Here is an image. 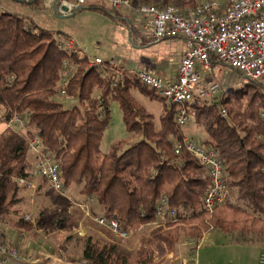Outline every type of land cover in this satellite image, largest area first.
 <instances>
[{
  "label": "trees",
  "instance_id": "obj_1",
  "mask_svg": "<svg viewBox=\"0 0 264 264\" xmlns=\"http://www.w3.org/2000/svg\"><path fill=\"white\" fill-rule=\"evenodd\" d=\"M132 2L161 7L180 2L174 4L180 11L199 5L197 0ZM89 9L112 15L105 6L91 4ZM121 10L128 9L115 12ZM131 29L139 33L135 24ZM63 42L57 32L29 24L19 13L0 11V120L7 123L19 114L27 134H37L58 162L64 186H80L81 195L93 197L97 207L123 228L155 221L163 196L176 210L175 217L155 229L148 245L136 252L89 235L81 238L82 258L94 264H155L156 252L165 256L175 251L182 238L199 240L213 229L257 233L264 238L262 84L245 78L242 86L225 88L215 102L197 98L190 103L192 121L201 124L206 134L201 143L219 152L229 190L226 202L208 211L204 208L211 185L208 167L187 150L175 152V145L185 137L183 127L175 121L177 107L113 67L90 66L88 57L80 58L61 47ZM66 60L77 66L66 88L75 103H66L59 95ZM133 89L162 102L160 128L154 115L135 99ZM113 101L122 111L126 129L141 138L125 147L117 142L103 153L102 140ZM32 168L27 139L4 129L0 133V217L21 203L17 179L30 177Z\"/></svg>",
  "mask_w": 264,
  "mask_h": 264
},
{
  "label": "built area",
  "instance_id": "obj_2",
  "mask_svg": "<svg viewBox=\"0 0 264 264\" xmlns=\"http://www.w3.org/2000/svg\"><path fill=\"white\" fill-rule=\"evenodd\" d=\"M55 3L57 15L67 17L89 8L91 4L109 7L112 11L125 8L130 10L134 21L143 34H148L152 42L181 38L185 49L178 64L177 77L165 79L144 69H134L123 65L114 58L105 59L91 56L86 47H78L73 39L61 43V47L76 53L80 58L88 57L90 66L113 67L120 73L138 79L144 86L156 91L168 104L177 107L175 121L184 127L191 123L190 103L195 99L215 95L219 82L207 79L204 74L222 64L240 72L246 79L264 86V0H204L199 5L180 11L175 5L161 7L153 4L134 5L131 0H51ZM113 17L118 18L116 13ZM77 66L70 60L64 61L61 79L58 84L59 95L66 103H75L73 96L66 91ZM105 76V73H101ZM206 101V100H204ZM227 116L226 110L222 112ZM6 128L24 136L29 143V153L35 157V166L31 176L17 179L21 187L34 188V177L46 181L48 186L62 193L65 186L60 176L58 162L42 144L37 134L26 132V123L19 114H15L6 123ZM187 150L208 167L211 185L204 198V208L212 211L217 205L226 202L229 190L223 179V163L219 152L208 149L193 138L184 137L175 145V152ZM95 199L89 197L81 204L82 210L89 215ZM176 210L169 207L168 199L163 196L157 205L156 224L164 225L175 217ZM101 227L106 228L119 240L129 239L137 228L125 229L116 218H109L104 213L92 217ZM0 221V264H45L41 259L26 256L12 246L1 233ZM50 264H94L78 257L62 259L49 255ZM264 264V253L260 256ZM182 264H187L186 260Z\"/></svg>",
  "mask_w": 264,
  "mask_h": 264
},
{
  "label": "rangeland",
  "instance_id": "obj_3",
  "mask_svg": "<svg viewBox=\"0 0 264 264\" xmlns=\"http://www.w3.org/2000/svg\"><path fill=\"white\" fill-rule=\"evenodd\" d=\"M68 1L75 2V0ZM182 1L185 0H181V3ZM197 1L200 4L204 0ZM38 3L40 6L30 7L27 2L15 1L10 8L3 0H0V11L19 13L24 16L29 24H34L38 28L53 30L61 36L68 33L77 41L76 43L86 46L87 52L91 56L100 55L105 58H115L129 64L133 62L137 64L136 60L143 58L146 49H137L134 46L131 26L135 24V21L134 16L128 10H121L116 13L106 7L107 11H112L111 14L116 13L118 18L89 8L81 10L75 15L57 17L52 12V10L55 11L54 2L39 0ZM178 3L180 4V2H171L170 5ZM186 8L189 9L192 6ZM163 46L168 45L161 43L155 47ZM173 62L176 63V59L173 58ZM158 74L162 77L165 76L163 72ZM204 76L220 84V89L215 95L204 98L207 102L217 101L225 88L240 87L246 82L242 74L222 64H218L216 68L205 73ZM132 94L154 115L156 126L160 128V117L163 112L162 102L146 96L137 89H133ZM110 109L111 119L105 130L101 146L103 153H108L112 145L117 142H122L123 147H125L141 138L140 135L133 134L126 129L122 111L117 102H111ZM191 123L201 127L194 121ZM5 126L6 122L0 120V131ZM187 128L188 125L184 126L183 129ZM201 128L202 136L201 134H193V138L200 143L204 141V136H206L203 127ZM30 156L34 158V167L35 157L32 154ZM33 182L35 183L34 188L21 187L22 201L14 211L0 217L1 233L12 246L19 248L23 254L41 259L45 264L58 263V260H49V255L62 259L81 257L83 250L81 238L89 235L115 242L124 250L136 252L140 247L148 245L155 229L165 226L153 221L139 226L129 239L119 240L109 230L99 226L92 218L102 213L101 210L98 212L96 201L91 206L89 215L82 210L81 204L87 202L88 198L82 200L78 193L80 186L73 184L65 187L63 191L65 193H62L51 189L46 181L41 178L34 177ZM231 200L235 201L234 195H231ZM188 241L189 239L182 238L175 251L168 252L165 256L160 257L156 252L155 264H182L184 261L181 256L182 247Z\"/></svg>",
  "mask_w": 264,
  "mask_h": 264
},
{
  "label": "crops",
  "instance_id": "obj_4",
  "mask_svg": "<svg viewBox=\"0 0 264 264\" xmlns=\"http://www.w3.org/2000/svg\"><path fill=\"white\" fill-rule=\"evenodd\" d=\"M15 1L19 0H3V2L6 3L10 8ZM34 2L35 0L27 1V4L30 5V7H35L37 5L40 6V3L34 4ZM52 12L57 17H63L57 15L54 10H52ZM111 16L113 17V15ZM135 26L138 27L139 33L132 30L133 40L135 43L134 46L137 49H146L144 50L143 58L137 59V64H134V62L131 64L123 63L121 61L119 62L127 67L139 70L144 69L158 76H160L158 74L159 72H163L165 73L163 78L175 79L177 77L178 64L185 49L184 41L181 38H177L152 42L148 34H143L140 31L138 24L135 23ZM59 36L62 40L73 39L72 35L68 33H65V36ZM161 43H166L168 46L158 48L155 47ZM76 44L78 47H86L81 46L79 43ZM173 58L176 59V63L173 62ZM201 127L190 123L187 129H183L185 136L190 138H193V134H201L202 136ZM4 129H6V126ZM2 131H0V133ZM204 137L206 138V136ZM31 159L34 163V158L32 156ZM80 190L81 188L78 190V193L82 200H85L86 197L81 195ZM97 208L98 212L100 210L102 213L104 212L102 208ZM262 253H264V238L257 233L243 234L236 231L227 232L221 229H213L205 233L201 239L189 240L187 243H185L182 247L181 256L184 258V260H186L187 264H261L260 256Z\"/></svg>",
  "mask_w": 264,
  "mask_h": 264
}]
</instances>
